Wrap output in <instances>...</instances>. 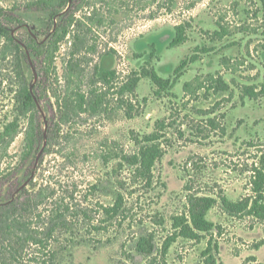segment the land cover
<instances>
[{
	"label": "rangeland",
	"instance_id": "1",
	"mask_svg": "<svg viewBox=\"0 0 264 264\" xmlns=\"http://www.w3.org/2000/svg\"><path fill=\"white\" fill-rule=\"evenodd\" d=\"M36 1L0 0V11L14 24L4 22L19 43L28 33L46 43L63 21L65 11L55 17L51 29V11L33 6ZM70 8L84 39L79 56L70 57L73 47L68 36L57 54L56 77H46L41 61L26 51L23 68L39 98L38 113L22 117L13 65L0 61V206L14 200L24 187L37 190L49 185H61V194L76 192L78 201L111 204L117 162L106 164L103 152H116L113 142L130 152L133 133H152L158 120L170 116L182 126L183 135L158 162L156 175L167 189L161 200L156 199L161 184L151 193L153 208L168 217L180 210L187 180L197 178L192 161L204 166L200 182L219 184L234 201L244 197L245 170L255 160L246 142L264 141L262 0H69L66 10ZM180 25L188 39L170 47ZM185 60L187 65L178 70ZM144 69L168 83L165 89L144 77L134 98L129 97L132 103L121 105L115 97L107 113L91 109L60 130L56 127V140L48 144L46 134L58 110L56 93L76 99L78 92L89 89L96 71H115L119 82H128ZM248 89L256 92L255 99ZM37 129L44 140L37 138L30 151L29 136H35ZM110 180L113 185L107 184ZM94 185L104 189L90 191ZM208 217L226 226L220 239V264H243L252 256L264 264V248L259 253L251 250L264 238V226L250 230L248 220H226L215 210ZM137 231L110 233L115 239L109 246H73L59 261L114 264L122 258L123 248L132 249L129 236ZM206 246V241L180 239L172 246L167 264H202Z\"/></svg>",
	"mask_w": 264,
	"mask_h": 264
},
{
	"label": "trees",
	"instance_id": "2",
	"mask_svg": "<svg viewBox=\"0 0 264 264\" xmlns=\"http://www.w3.org/2000/svg\"><path fill=\"white\" fill-rule=\"evenodd\" d=\"M264 5V0H262ZM51 11V24L65 11L63 21L53 31L46 43H39L31 34L19 41L13 36L10 26L14 20L0 11V57L1 62L9 61L13 65L17 90L16 101L22 117L38 113L35 97L31 91L28 78L24 72L23 61L26 51L41 61V71L48 76L56 77L55 61L63 42L72 37L70 57L79 56L84 46V39L77 23L73 21V12L69 0H37L32 4ZM9 17V20H8ZM7 18V19H6ZM3 19V20H2ZM176 36L170 47H178L187 41L184 25L176 27ZM11 59V61L9 60ZM187 65V60L178 67ZM177 70V71H178ZM39 71V72H41ZM128 82H119L115 71L101 73L96 71L86 92H78L76 99L69 96H57L58 110L51 129L46 134L48 144L56 140L55 128H60L79 118L89 110L107 113L111 99H117L121 105H129L136 93L140 80L148 77L159 89H165L166 83L153 70L144 69ZM100 73V74H99ZM247 94L253 99L256 92L248 89ZM16 130L17 125H13ZM182 126L174 118L158 120L152 133H133L134 149L127 152L118 142L111 143L116 152H103L106 164L117 162L118 176L112 192L113 201L109 205L78 201L76 192L62 186H47L39 189L24 187L18 196L9 203L0 206V260L2 264H61L59 257L73 246L105 245L114 241L110 233L131 231L133 233L132 249L124 250L122 258L114 264H167L172 246L182 239L191 243L207 242L201 253L202 264H220V239L225 235L226 226L209 219V213L215 210L226 220L249 221L248 228L264 226V141L250 140L247 149L255 154V160L247 165L246 195L236 201L230 199L219 184L200 182L203 171L201 162L190 163L197 178L187 180L181 195L180 210L170 217L159 209L153 208L151 196L158 191L157 200H161L167 185L156 175L158 162L166 150L173 145L179 135H183ZM37 138L44 140L41 129L36 135L29 136L27 146L34 149ZM30 152H27L29 156ZM27 156V157H28ZM202 161V160H200ZM107 184L113 185L110 180ZM104 185H94V191H102ZM152 197V198H151ZM117 235V234H115ZM264 247V238L253 244L251 250L258 251ZM140 259V260H139ZM243 264H261L252 256Z\"/></svg>",
	"mask_w": 264,
	"mask_h": 264
},
{
	"label": "crops",
	"instance_id": "3",
	"mask_svg": "<svg viewBox=\"0 0 264 264\" xmlns=\"http://www.w3.org/2000/svg\"><path fill=\"white\" fill-rule=\"evenodd\" d=\"M264 247H262L259 251H256L257 253H259Z\"/></svg>",
	"mask_w": 264,
	"mask_h": 264
}]
</instances>
